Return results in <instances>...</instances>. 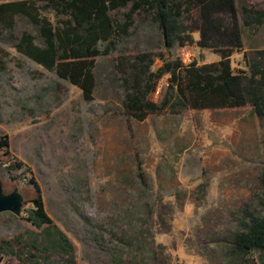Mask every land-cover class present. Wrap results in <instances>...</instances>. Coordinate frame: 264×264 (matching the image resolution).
Masks as SVG:
<instances>
[{"label": "rangeland", "instance_id": "rangeland-1", "mask_svg": "<svg viewBox=\"0 0 264 264\" xmlns=\"http://www.w3.org/2000/svg\"><path fill=\"white\" fill-rule=\"evenodd\" d=\"M11 1L20 0L0 4ZM242 3L264 9V0ZM129 10L111 15L123 23ZM181 22L188 28L187 14ZM26 32L42 44L26 18L16 17L12 28L0 22V144L8 145L0 147V180L6 194L18 189L24 197L20 217L0 214V264H32V255L46 264H238L232 242L262 211L264 117L248 105L138 121L124 107L136 56L152 55L156 71L165 59H178L180 47L197 66L220 61V54L178 41L168 49L154 14L138 11L117 49L97 58L94 98L85 101L78 87L17 51ZM243 33L244 49L232 62L248 72L243 53L251 63L264 50V24ZM169 80H156L153 102L173 101ZM31 177L73 243L72 258L34 249L43 238L25 219L35 197ZM250 264H260L258 254Z\"/></svg>", "mask_w": 264, "mask_h": 264}, {"label": "trees", "instance_id": "trees-1", "mask_svg": "<svg viewBox=\"0 0 264 264\" xmlns=\"http://www.w3.org/2000/svg\"><path fill=\"white\" fill-rule=\"evenodd\" d=\"M243 0H20L0 4V22L12 28L16 17L26 18L37 30L42 44L35 37L24 33L16 45L17 51L50 72L78 87L85 101L94 98L97 58L113 53L123 37L129 34L133 15L138 11L153 13L169 49L175 42L180 46L196 44L199 48L212 49L221 60L207 65L184 67L176 59L164 60L163 67L154 71L152 55L136 56L131 66L135 82L124 102L127 114L144 121L151 114L165 111L179 113L183 109L222 110L251 105L259 117H264V50L243 53V69L236 71L232 55L244 49L243 28L264 24V9H250ZM240 3V4H239ZM130 7L122 23L111 15ZM49 13L50 16L45 15ZM240 11L242 16H240ZM187 14L190 25L184 27L182 19ZM199 34L195 40L193 34ZM170 76L172 99L162 104L150 99L155 92L156 80ZM2 141L0 147H7ZM17 166L22 169L24 163ZM10 170V169H9ZM143 178V173L139 172ZM264 182V172L262 174ZM29 185L35 197L25 218L41 230V242L35 241L34 249L41 254L57 253L73 257V243L48 215L39 182L31 177ZM261 213L251 215L242 223V230L232 242L231 256L238 264H250L258 254L264 264V198ZM32 255V264H46Z\"/></svg>", "mask_w": 264, "mask_h": 264}, {"label": "water", "instance_id": "water-1", "mask_svg": "<svg viewBox=\"0 0 264 264\" xmlns=\"http://www.w3.org/2000/svg\"><path fill=\"white\" fill-rule=\"evenodd\" d=\"M24 197L15 189L12 193L6 194L3 188V182L0 180V214L11 213L16 217L22 215Z\"/></svg>", "mask_w": 264, "mask_h": 264}, {"label": "built area", "instance_id": "built-area-1", "mask_svg": "<svg viewBox=\"0 0 264 264\" xmlns=\"http://www.w3.org/2000/svg\"><path fill=\"white\" fill-rule=\"evenodd\" d=\"M177 56L184 67H190L194 64V55L186 47H180L177 51Z\"/></svg>", "mask_w": 264, "mask_h": 264}, {"label": "crops", "instance_id": "crops-1", "mask_svg": "<svg viewBox=\"0 0 264 264\" xmlns=\"http://www.w3.org/2000/svg\"><path fill=\"white\" fill-rule=\"evenodd\" d=\"M196 34H197L196 36L198 37V38L196 39V41H197V40H199V34H198V33H196Z\"/></svg>", "mask_w": 264, "mask_h": 264}]
</instances>
